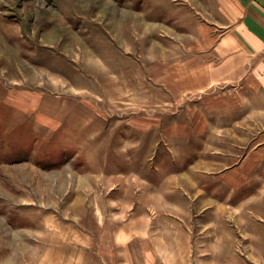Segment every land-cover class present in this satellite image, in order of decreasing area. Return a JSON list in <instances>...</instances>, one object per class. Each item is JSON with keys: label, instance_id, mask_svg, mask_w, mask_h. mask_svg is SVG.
I'll use <instances>...</instances> for the list:
<instances>
[{"label": "rangeland", "instance_id": "rangeland-1", "mask_svg": "<svg viewBox=\"0 0 264 264\" xmlns=\"http://www.w3.org/2000/svg\"><path fill=\"white\" fill-rule=\"evenodd\" d=\"M194 2L0 0V264H264L261 64Z\"/></svg>", "mask_w": 264, "mask_h": 264}, {"label": "crops", "instance_id": "crops-1", "mask_svg": "<svg viewBox=\"0 0 264 264\" xmlns=\"http://www.w3.org/2000/svg\"><path fill=\"white\" fill-rule=\"evenodd\" d=\"M193 6L199 10L196 14H199L207 29L209 27L221 32L215 44L220 61L211 67L212 73L209 76L238 78L239 63H260L264 87V0H206L205 3L198 0ZM144 238L142 234L124 233L113 237L111 246H106V242H103L102 247H90L86 243L84 248L72 249L69 253L83 255L81 264H91L90 255L100 256L99 264H110V256L120 253L121 249V254L146 255L147 262L143 264H151L148 256L157 255L158 251L150 244L144 249L140 245ZM132 261L130 259L129 263L126 259L124 264H134Z\"/></svg>", "mask_w": 264, "mask_h": 264}]
</instances>
